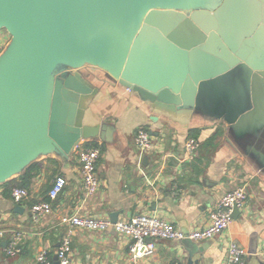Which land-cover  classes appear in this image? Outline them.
<instances>
[{"label":"water","instance_id":"water-1","mask_svg":"<svg viewBox=\"0 0 264 264\" xmlns=\"http://www.w3.org/2000/svg\"><path fill=\"white\" fill-rule=\"evenodd\" d=\"M0 30L9 35L0 51V185L42 156L68 159L84 140L106 139V124L85 122L98 80L182 110L204 88L231 104L219 80L246 66L253 107L232 127L250 117L264 124V0H0ZM178 242L189 255L208 247Z\"/></svg>","mask_w":264,"mask_h":264},{"label":"crops","instance_id":"crops-1","mask_svg":"<svg viewBox=\"0 0 264 264\" xmlns=\"http://www.w3.org/2000/svg\"><path fill=\"white\" fill-rule=\"evenodd\" d=\"M96 84L99 93L88 106L85 122L106 124V139L84 142L101 147L97 192L84 195L74 152L68 159L51 154L34 161L40 168L31 177L29 197L20 204L12 201L8 187L3 188L9 181L0 185V264H37L42 248L53 264H60L56 250L65 227L59 219L67 214L109 218L117 212V220L149 214L185 233L201 229L210 222L218 198L239 186L247 192L245 206L221 234L197 242L208 245L203 252L189 255L178 241L159 240L153 256L139 264H224L229 242L245 250L243 264H264V124L258 127L257 118L250 117L232 127L242 112L253 107L251 70L240 65L219 80L231 104L204 88L198 91L194 107L182 110L151 106L109 82ZM140 128L149 132L152 141L143 156L134 144ZM192 131L199 146L196 156L185 161L184 144ZM59 176L64 179L63 190L51 201L50 211L34 222L30 206L47 199ZM16 205L22 212L14 211ZM13 232L23 237L19 252L9 256L5 248ZM129 244L128 237L112 230L76 229L66 264H129Z\"/></svg>","mask_w":264,"mask_h":264},{"label":"built area","instance_id":"built-area-1","mask_svg":"<svg viewBox=\"0 0 264 264\" xmlns=\"http://www.w3.org/2000/svg\"><path fill=\"white\" fill-rule=\"evenodd\" d=\"M9 39L7 33L0 32V51ZM134 144L140 156L148 153L152 148L149 132L140 128L134 136ZM198 141L189 137L184 144V160H192L198 150ZM80 170L81 185L86 197L93 196L98 188L99 181L96 175V164L101 154L99 144L81 142L74 151ZM64 187V179L56 177L47 193V199L33 203L29 208L30 217L37 222L41 216L50 211L51 201L55 200ZM10 197L15 204L22 203L29 197L26 188L12 186ZM247 192L243 186L233 188L222 194L215 202L214 210L210 216L208 225L201 229L191 230L187 233L181 231L170 222L154 215L136 214L129 220H117L112 222L108 217H96L73 213L62 215L60 224L65 227L60 244L56 250V256L60 264H66L71 253V239L76 229L107 231L126 236L130 240L128 248L129 264H139L141 260L153 256L159 240L179 241L189 238L195 241L206 240L221 234L233 217L234 209L241 210L246 203ZM3 233L0 232V235ZM23 233L13 232L5 248L9 256L16 255L20 250V242ZM245 250L235 242H229L226 249L224 264H243ZM37 264H53L45 248L38 251L36 255Z\"/></svg>","mask_w":264,"mask_h":264},{"label":"trees","instance_id":"trees-1","mask_svg":"<svg viewBox=\"0 0 264 264\" xmlns=\"http://www.w3.org/2000/svg\"><path fill=\"white\" fill-rule=\"evenodd\" d=\"M194 134H195V131H192L190 133V137L195 138ZM39 168H40V166H39V163H37V162L30 164L25 169V171L22 174H20V176L16 179L17 181L15 179L12 180V181H9V182H7L6 184L3 185V188H7L8 187L9 190H10V188L13 185V183L15 182L16 183L15 186H20V187H24L26 189H29L30 184H31V177L33 176V172L35 174L36 172L39 171Z\"/></svg>","mask_w":264,"mask_h":264},{"label":"rangeland","instance_id":"rangeland-1","mask_svg":"<svg viewBox=\"0 0 264 264\" xmlns=\"http://www.w3.org/2000/svg\"><path fill=\"white\" fill-rule=\"evenodd\" d=\"M0 32H2V33H4V34L6 33L4 30H0ZM3 47H4V46H3ZM2 49H3V48H2ZM2 49H1V50H2ZM85 72L88 73V76L94 78L95 81H97L96 77H99V76H100L99 73H97V72H95V71H93V70H89V69H87ZM98 82H99V80H98ZM99 83H100V82H99Z\"/></svg>","mask_w":264,"mask_h":264}]
</instances>
